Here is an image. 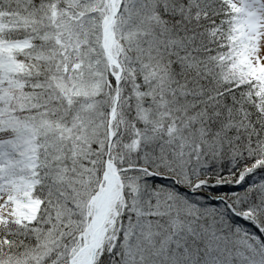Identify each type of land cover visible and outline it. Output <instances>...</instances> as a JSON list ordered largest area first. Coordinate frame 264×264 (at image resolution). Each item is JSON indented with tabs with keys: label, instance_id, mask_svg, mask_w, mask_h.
Returning a JSON list of instances; mask_svg holds the SVG:
<instances>
[{
	"label": "snow or ice",
	"instance_id": "snow-or-ice-1",
	"mask_svg": "<svg viewBox=\"0 0 264 264\" xmlns=\"http://www.w3.org/2000/svg\"><path fill=\"white\" fill-rule=\"evenodd\" d=\"M0 264H264V0H0Z\"/></svg>",
	"mask_w": 264,
	"mask_h": 264
}]
</instances>
